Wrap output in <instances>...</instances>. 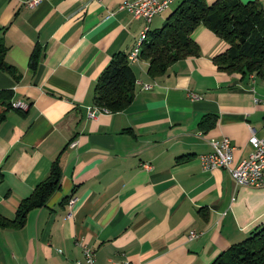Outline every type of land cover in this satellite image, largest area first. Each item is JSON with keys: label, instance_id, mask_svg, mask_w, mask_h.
Listing matches in <instances>:
<instances>
[{"label": "crops", "instance_id": "0c3cea01", "mask_svg": "<svg viewBox=\"0 0 264 264\" xmlns=\"http://www.w3.org/2000/svg\"><path fill=\"white\" fill-rule=\"evenodd\" d=\"M122 1L38 0L30 7L0 0L5 60L19 71L14 80L0 70V90L26 104L0 102V216L13 217L57 155L61 168L60 187L44 206L29 210L19 227L0 226V264H76L77 241L93 250L94 264H207L264 224V172L260 186L236 185L224 169L202 170L197 159L210 139L225 136L234 165L250 153V134L264 137V80L216 69L211 58L226 43L211 30L195 27L198 55L160 77L147 76L144 60L129 63V105L87 116L110 54L133 51L143 33L144 19L117 9ZM256 1L264 12V0ZM164 15L153 16L149 28ZM206 113L215 120L202 130L197 122Z\"/></svg>", "mask_w": 264, "mask_h": 264}, {"label": "trees", "instance_id": "16d2710c", "mask_svg": "<svg viewBox=\"0 0 264 264\" xmlns=\"http://www.w3.org/2000/svg\"><path fill=\"white\" fill-rule=\"evenodd\" d=\"M174 1L176 3L171 6ZM160 13L165 14L160 24L149 28L153 16ZM153 16L147 22L144 20L145 25L141 30L144 33L136 54L137 60L146 61L148 77H160L176 61L197 56L198 47L191 33L195 27L202 25L226 43L225 49L211 58L216 69L238 73L240 78L250 74L264 80V12L256 0H172ZM6 50L0 38V70L17 80L19 71L5 60ZM128 52L120 49L112 52L98 74L91 96L96 108L115 112L126 108L131 102L135 76L127 61ZM37 56L38 49H34L28 58L27 67L32 72L37 64ZM10 97L9 89L0 90V102L8 101L7 105L12 107ZM3 117L4 111H0V121ZM214 120V114L206 113L197 124L205 130L213 126ZM60 176L57 155L51 161L46 176L19 201L13 217L6 219L0 216V226H21L29 210L44 206L59 189ZM207 264H264V224L254 227L241 240L231 243Z\"/></svg>", "mask_w": 264, "mask_h": 264}, {"label": "built area", "instance_id": "2783aa9c", "mask_svg": "<svg viewBox=\"0 0 264 264\" xmlns=\"http://www.w3.org/2000/svg\"><path fill=\"white\" fill-rule=\"evenodd\" d=\"M38 0H27V6H33ZM172 0H132L122 1L117 9H124L134 18H142L146 22L156 13L163 10L168 3ZM129 63L134 62V51L128 52ZM250 77V76H249ZM142 87L150 88L149 84H142ZM191 98H195L196 95L190 93ZM264 103V102H263ZM11 106L15 108L23 109L26 104L21 101L11 102ZM98 111L106 112L104 108H90L86 109L87 116H93ZM251 146V151L246 158L241 159L234 165H230L232 161L233 145L229 139L222 136L218 139H210V150L205 153L197 155L199 166L202 170H210L213 168H222L229 175L231 180L236 185L243 186H260L263 184V172H264V137L258 138L253 134H250L247 139ZM72 143L71 145H73ZM143 167L148 165L143 163ZM73 198H68L67 203L71 205ZM195 236V232H189V238ZM81 249V259L76 260V264H94V252L85 244L77 241ZM58 251V250H57ZM101 264H131L128 261H113L107 260Z\"/></svg>", "mask_w": 264, "mask_h": 264}, {"label": "bare ground", "instance_id": "6f19581e", "mask_svg": "<svg viewBox=\"0 0 264 264\" xmlns=\"http://www.w3.org/2000/svg\"><path fill=\"white\" fill-rule=\"evenodd\" d=\"M144 33V32H143ZM143 33L141 34V36H140V39L138 40V42H137V44H136V46H135V48L133 49V51H134V61H136L137 60V56H136V54H138L137 52H138V44H139V42H140V40L142 39V37H143ZM146 33V32H145ZM145 35V34H144ZM145 39V38H144ZM144 39L142 40V41H144ZM91 108V107H90Z\"/></svg>", "mask_w": 264, "mask_h": 264}, {"label": "rangeland", "instance_id": "374dc122", "mask_svg": "<svg viewBox=\"0 0 264 264\" xmlns=\"http://www.w3.org/2000/svg\"><path fill=\"white\" fill-rule=\"evenodd\" d=\"M167 11H165V13H166ZM140 39V38H139ZM127 59H128V57H127ZM92 108H96L95 106H92Z\"/></svg>", "mask_w": 264, "mask_h": 264}]
</instances>
